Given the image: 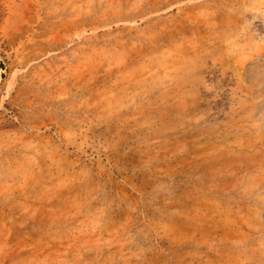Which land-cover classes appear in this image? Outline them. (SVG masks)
Returning <instances> with one entry per match:
<instances>
[{
  "label": "rangeland",
  "instance_id": "rangeland-1",
  "mask_svg": "<svg viewBox=\"0 0 264 264\" xmlns=\"http://www.w3.org/2000/svg\"><path fill=\"white\" fill-rule=\"evenodd\" d=\"M0 264H264V0H0Z\"/></svg>",
  "mask_w": 264,
  "mask_h": 264
}]
</instances>
